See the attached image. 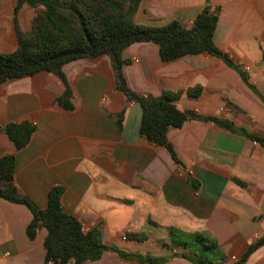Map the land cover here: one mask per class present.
Masks as SVG:
<instances>
[{
    "label": "crops",
    "instance_id": "crops-1",
    "mask_svg": "<svg viewBox=\"0 0 264 264\" xmlns=\"http://www.w3.org/2000/svg\"><path fill=\"white\" fill-rule=\"evenodd\" d=\"M17 1L0 0V54L17 48L14 19L20 31L31 30L36 10L23 4L14 18ZM205 6L218 19L213 43L258 94L216 57L202 53L162 62L151 42L122 50L127 85L143 96L180 93L174 102L179 111L228 119L264 139V0H141L133 22L160 27L177 21L188 28ZM62 71L71 111L56 104L64 87L51 73L0 85V127L28 121L35 128L20 151L0 134V157L14 155L20 196L43 209L48 190L61 186L62 210L84 232L98 228L105 246L166 258L162 264H194L174 254H197L185 240L195 234L215 244L205 252L214 264H234L258 242L243 264H264V148L258 142L188 120L167 132L178 164L164 147L140 136L141 109L114 90L107 56L74 61ZM195 87L200 94L188 97ZM31 219L25 206L0 199V264H52L45 260L42 225L33 240L26 235ZM172 238L189 245L165 247ZM84 264L140 263L105 251Z\"/></svg>",
    "mask_w": 264,
    "mask_h": 264
},
{
    "label": "trees",
    "instance_id": "trees-1",
    "mask_svg": "<svg viewBox=\"0 0 264 264\" xmlns=\"http://www.w3.org/2000/svg\"><path fill=\"white\" fill-rule=\"evenodd\" d=\"M141 0H18L14 18L23 4L35 8L36 14L31 22V30L24 33L15 23L17 48L9 54H0V85L11 80L33 76L40 72L55 75L64 87L63 94L56 99L58 107L71 111L70 89L62 71L64 65L83 59L107 56L110 60L114 79V90L121 93L127 103H137L141 109L139 134L154 145L164 147L178 164L167 132L180 129L188 120L210 122L225 130L238 133L264 148V139L237 128L228 119L216 116H200L193 111H179L174 102L180 93L164 92L159 97L143 96L132 91L122 72L125 61L121 52L134 43L151 42L158 46L159 58L169 62L185 56L207 53L222 60L238 73L242 81L256 94L254 86L248 82L246 74L221 52L213 43L217 15L205 6L186 28L177 21L160 26H143L133 22V15ZM200 87L187 91L188 97H197ZM263 100V98H261ZM124 110L118 113V124ZM34 126L28 121L8 123L0 127L2 134L10 141L16 151L25 148L33 133ZM14 155L0 157V199L25 206L32 219L26 227L30 240L36 236L39 225L46 231L43 242L45 260L52 264H84L99 260L105 251H112L120 258L134 260L140 264H162L163 257L132 254L105 246L98 228L84 232L79 220L63 212L61 197L64 189L53 186L47 192L46 206L39 209L31 200L18 194L14 183ZM195 184V182L192 180ZM173 237V236H172ZM206 249L215 247L203 234H195ZM141 241L142 238H135ZM262 242L248 247L241 259L234 264H243L246 258ZM165 247L189 245L171 239ZM194 264H214L202 255L174 254Z\"/></svg>",
    "mask_w": 264,
    "mask_h": 264
},
{
    "label": "rangeland",
    "instance_id": "rangeland-1",
    "mask_svg": "<svg viewBox=\"0 0 264 264\" xmlns=\"http://www.w3.org/2000/svg\"><path fill=\"white\" fill-rule=\"evenodd\" d=\"M185 240L188 241L191 244L190 247H189V251L191 253H197L198 255H202L204 257L208 256L209 259L212 260V257H210L209 254H206L207 253V249L201 245V242H202L201 240L195 239V238L191 239L189 237H186Z\"/></svg>",
    "mask_w": 264,
    "mask_h": 264
},
{
    "label": "built area",
    "instance_id": "built-area-1",
    "mask_svg": "<svg viewBox=\"0 0 264 264\" xmlns=\"http://www.w3.org/2000/svg\"><path fill=\"white\" fill-rule=\"evenodd\" d=\"M134 62H138L137 60H134Z\"/></svg>",
    "mask_w": 264,
    "mask_h": 264
}]
</instances>
